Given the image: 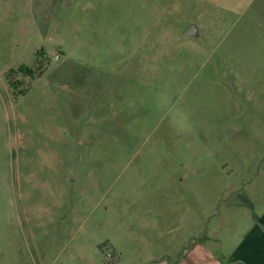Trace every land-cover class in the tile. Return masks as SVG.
<instances>
[{
  "label": "rangeland",
  "instance_id": "374dc122",
  "mask_svg": "<svg viewBox=\"0 0 264 264\" xmlns=\"http://www.w3.org/2000/svg\"><path fill=\"white\" fill-rule=\"evenodd\" d=\"M262 209L264 0H0V264L234 250Z\"/></svg>",
  "mask_w": 264,
  "mask_h": 264
},
{
  "label": "crops",
  "instance_id": "0c3cea01",
  "mask_svg": "<svg viewBox=\"0 0 264 264\" xmlns=\"http://www.w3.org/2000/svg\"><path fill=\"white\" fill-rule=\"evenodd\" d=\"M251 228L249 234L238 235L234 250L227 249L226 240L214 237L212 230L203 238L194 237L190 243L176 247H182V252L175 260L159 264H264V209Z\"/></svg>",
  "mask_w": 264,
  "mask_h": 264
},
{
  "label": "water",
  "instance_id": "95a60500",
  "mask_svg": "<svg viewBox=\"0 0 264 264\" xmlns=\"http://www.w3.org/2000/svg\"><path fill=\"white\" fill-rule=\"evenodd\" d=\"M187 34L188 35H191V36H195L198 34V28L194 25L192 27H190L188 30H187Z\"/></svg>",
  "mask_w": 264,
  "mask_h": 264
},
{
  "label": "built area",
  "instance_id": "2783aa9c",
  "mask_svg": "<svg viewBox=\"0 0 264 264\" xmlns=\"http://www.w3.org/2000/svg\"><path fill=\"white\" fill-rule=\"evenodd\" d=\"M59 58V55H56V59H58Z\"/></svg>",
  "mask_w": 264,
  "mask_h": 264
}]
</instances>
